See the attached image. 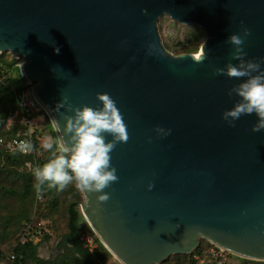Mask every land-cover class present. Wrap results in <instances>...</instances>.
I'll use <instances>...</instances> for the list:
<instances>
[{
  "label": "water",
  "instance_id": "1",
  "mask_svg": "<svg viewBox=\"0 0 264 264\" xmlns=\"http://www.w3.org/2000/svg\"><path fill=\"white\" fill-rule=\"evenodd\" d=\"M163 16L205 32L199 55L164 50L156 30ZM243 28L251 33L244 59L259 61L264 0H0V53L23 60L19 72L61 148L70 146L69 105L99 108L97 94L108 93L123 115L129 140L110 154L119 178L103 190L110 198L81 191L80 204L121 264L188 255L199 238L264 262V131H251L254 114L234 126L222 119L239 100L228 90L245 78L213 74L238 63L227 39Z\"/></svg>",
  "mask_w": 264,
  "mask_h": 264
},
{
  "label": "rangeland",
  "instance_id": "2",
  "mask_svg": "<svg viewBox=\"0 0 264 264\" xmlns=\"http://www.w3.org/2000/svg\"><path fill=\"white\" fill-rule=\"evenodd\" d=\"M156 30L162 47L174 57L181 54H200L201 47L207 39L201 28L179 24L167 16L157 20ZM0 54L8 62L18 60V69L23 62L21 58L18 59L9 52ZM15 75L16 72L8 71L7 74L5 73L6 78ZM11 90L15 94L14 89ZM18 114L15 112L10 115L2 125L0 120V137L15 136V138L25 137L27 139L30 137L32 151L24 154V156L8 158L7 154L11 152L0 147V263L18 247L21 226L30 218L34 219V222L35 220L36 222L39 221L38 223L41 225L44 223L43 226L49 231L47 240L42 236L40 237L41 241L35 252L36 259L52 262L62 253V250H58V244L68 231V207L71 203L77 202L76 208L82 215L80 204L84 202V197L74 184H69L63 191H59L57 188H49L45 184L41 193L38 194L35 191L36 180L28 165L31 164L33 168L42 166L54 155L60 154L61 146L52 124L43 110L40 113H35L36 115H32L33 117L29 119ZM48 138L54 141L51 151L43 147ZM79 231L83 233L81 239L91 237L89 248L93 251L97 247L94 243V238L97 237L89 224L87 222L85 224L80 223ZM206 242L208 241L199 238L197 248ZM105 250L107 253L101 252L103 256L105 255L104 262H101V259L97 257V264H121L106 248ZM20 257L27 258L25 264H34L32 257H29L28 254H20ZM87 257L82 258L89 260ZM159 264H189V262L187 255H171ZM227 264H264V262L233 257L227 260Z\"/></svg>",
  "mask_w": 264,
  "mask_h": 264
},
{
  "label": "clouds",
  "instance_id": "3",
  "mask_svg": "<svg viewBox=\"0 0 264 264\" xmlns=\"http://www.w3.org/2000/svg\"><path fill=\"white\" fill-rule=\"evenodd\" d=\"M250 34L249 29L243 28L241 34L229 35L227 42L233 46L231 58L238 63H228L224 68H215L213 74L235 79L245 78L228 90V96L235 95L239 100L231 109L222 113V119L229 126H234V122L242 116L254 114L257 120L251 131L261 132L264 131V69L261 68L264 57L259 61L244 59L247 54L243 50V44ZM54 50L59 52L58 48ZM205 59L203 52L197 62L202 63ZM96 98L102 105L99 108L86 105L80 108L68 106L74 115L64 117L63 133L68 136L70 146L62 147L60 154L54 155L42 166L33 168L31 164L28 165L33 171L36 180L34 187L38 194L43 191L45 184L59 191H63L69 184H74L75 188L82 192L103 193L99 195L100 202L109 200V195L103 190L119 179L116 168L111 164L110 154L117 143L128 142L129 133L116 101L108 93H98ZM62 107H65L63 99L56 105V110ZM55 123L57 131H61L57 122ZM154 130L161 136L170 134V130L161 127ZM105 134L110 135L112 139L107 140ZM53 143L54 141L48 138L43 147L50 150ZM18 149L22 153L31 152V142L20 141ZM153 186L149 183L147 189L151 190Z\"/></svg>",
  "mask_w": 264,
  "mask_h": 264
},
{
  "label": "trees",
  "instance_id": "4",
  "mask_svg": "<svg viewBox=\"0 0 264 264\" xmlns=\"http://www.w3.org/2000/svg\"><path fill=\"white\" fill-rule=\"evenodd\" d=\"M18 60L8 62L5 58L0 54V75L3 77L4 84L0 87V120L1 125L6 122L8 117L13 113H19L24 118H32V115H36L35 113L42 112V109L38 110H20L17 104L16 94L24 87L25 79L21 77L18 69ZM7 70L6 72H4ZM8 71L16 72L15 76L5 77V73L7 74ZM14 89L15 94L12 93ZM4 140H9L15 138V136L10 137H0ZM19 138V137H16ZM49 151V150H48ZM51 151V150H50ZM12 153V154H11ZM7 154L8 158H14L15 156H22V154L18 152H11ZM24 156V155H23ZM27 162V161H26ZM77 202L71 203L68 207V221H67V233L62 237L60 243L58 244V250H62V253L58 256L57 259L53 260L52 262H45L42 260L36 259V250L39 244L34 245L31 242H27L24 245H19L18 247L13 250L15 254V260L13 264H25L27 258H21V255L28 254L29 257H32V261L34 264H97V257L101 259V262H104L105 255L103 256L101 252L107 253L105 248L102 246L101 242H99L98 238H94V243L97 245L92 252H89L87 249L83 247L81 242V236L83 235L82 232L79 231L80 223L85 224V220L83 216L77 210ZM34 221V219L30 218L25 221ZM39 222V221H38ZM35 220V224H37ZM41 226L40 235L47 240L49 231L45 226ZM21 235L24 230V223L21 226ZM91 235L93 233H90ZM20 235V236H21ZM210 245V243L206 242V244L199 246L195 252L201 253L205 251ZM88 256L85 260L82 257ZM101 256V257H100ZM184 256V255H179ZM187 260L189 264H195L189 259L187 255Z\"/></svg>",
  "mask_w": 264,
  "mask_h": 264
},
{
  "label": "built area",
  "instance_id": "5",
  "mask_svg": "<svg viewBox=\"0 0 264 264\" xmlns=\"http://www.w3.org/2000/svg\"><path fill=\"white\" fill-rule=\"evenodd\" d=\"M4 84L3 77L0 75V87ZM34 84L29 81H25L24 87L16 94L17 104L20 110H38L41 109L40 105L38 104L37 100L32 95ZM30 138V137H29ZM29 138H14L9 140H4L0 138V147L7 152H18L22 155L27 153H22L18 149V144L20 141H29ZM41 223L35 224L34 221H28L24 223V230L19 240V245H24L27 242H31L34 245L40 243V229ZM83 247L87 249L89 252L92 250L89 248L91 246V237L86 239H80ZM209 246L205 251L201 253H197L192 251L188 254L189 259L194 262L195 264H227V260L229 258L237 257L230 252L226 251L225 249L213 245L210 243ZM15 260L14 252H10L5 260L0 264H13Z\"/></svg>",
  "mask_w": 264,
  "mask_h": 264
},
{
  "label": "bare ground",
  "instance_id": "6",
  "mask_svg": "<svg viewBox=\"0 0 264 264\" xmlns=\"http://www.w3.org/2000/svg\"><path fill=\"white\" fill-rule=\"evenodd\" d=\"M199 55V54H198ZM193 57H196L197 55H192Z\"/></svg>",
  "mask_w": 264,
  "mask_h": 264
}]
</instances>
